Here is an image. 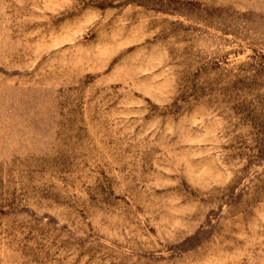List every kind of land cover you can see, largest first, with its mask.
Wrapping results in <instances>:
<instances>
[{"label": "rangeland", "instance_id": "rangeland-1", "mask_svg": "<svg viewBox=\"0 0 264 264\" xmlns=\"http://www.w3.org/2000/svg\"><path fill=\"white\" fill-rule=\"evenodd\" d=\"M0 264H264V0H0Z\"/></svg>", "mask_w": 264, "mask_h": 264}]
</instances>
